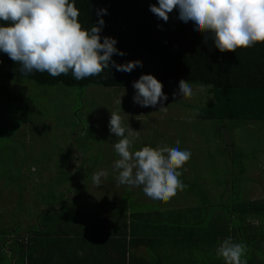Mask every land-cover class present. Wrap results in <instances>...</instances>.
I'll list each match as a JSON object with an SVG mask.
<instances>
[{
  "label": "rangeland",
  "instance_id": "1",
  "mask_svg": "<svg viewBox=\"0 0 264 264\" xmlns=\"http://www.w3.org/2000/svg\"><path fill=\"white\" fill-rule=\"evenodd\" d=\"M0 82L27 95L32 110L27 122L21 117L0 116L2 242L9 238L4 236L5 230H11L13 239L25 235L34 212L36 218L50 213L52 207L46 208L47 201H54L53 196L60 199L55 210H62V217L70 210L63 207L69 205L61 195L70 198V194L78 197L89 193L85 198L88 202L100 197L90 192L96 188L86 182H91L93 173L99 170L117 175L113 164L119 157L113 144L119 138L109 131L111 112H117L124 125L138 131L130 151L146 145L190 150V159L178 169L186 187L178 190L181 195H174L171 202L206 204L215 209L229 207L233 199L240 197L264 199V123L240 125L231 120L199 119L196 108L208 103L210 97L205 87L191 84L194 94L185 98L179 97L178 85L162 84L168 97L163 102L167 111L162 112L159 103L155 107L134 103L133 87L41 86L26 78ZM240 152L244 154L242 167H235L231 157ZM240 223L235 225L241 228ZM242 223L252 231L261 226L264 232V217H247ZM36 224L34 221L32 226ZM251 242L264 250V241ZM249 256L264 261V255H256L250 244L241 259Z\"/></svg>",
  "mask_w": 264,
  "mask_h": 264
},
{
  "label": "clouds",
  "instance_id": "2",
  "mask_svg": "<svg viewBox=\"0 0 264 264\" xmlns=\"http://www.w3.org/2000/svg\"><path fill=\"white\" fill-rule=\"evenodd\" d=\"M149 10L165 22L175 10L179 21L190 24L194 34H205V40L210 39L221 53L264 42V0H157L149 4ZM102 13L106 14L107 9L97 8V20L85 29L78 20L75 0H0V52L18 63L23 75L35 71L58 77L71 72L77 81L101 74L110 64L123 72L142 66L139 59L124 63L112 59L113 54L125 53L116 47L114 37L105 35L101 40ZM132 86L134 103L142 107L159 103V111H167L163 102L168 97L153 74H141ZM178 93L179 97L191 98L192 85L180 80ZM108 127L119 138L113 144L119 157L113 164L117 183L142 186L145 197L156 203L169 201L186 187L178 169L190 159V150L146 145L130 151L138 131L124 125L117 112H111ZM106 176L104 170H99L91 179L100 186ZM244 253L245 245L232 237L223 239L216 250L224 264H247L241 259Z\"/></svg>",
  "mask_w": 264,
  "mask_h": 264
},
{
  "label": "trees",
  "instance_id": "3",
  "mask_svg": "<svg viewBox=\"0 0 264 264\" xmlns=\"http://www.w3.org/2000/svg\"><path fill=\"white\" fill-rule=\"evenodd\" d=\"M156 2L157 0H75V6L80 13L78 20L85 29L90 28L97 20V8L107 9L106 14L102 13L104 25L100 33L101 40L105 35L114 37L117 41L116 47L125 53L113 54V60L124 63L139 59L142 66L123 72L117 71L110 64L101 74L77 81L71 72L58 77L35 71L23 75L19 71L20 65L12 61L6 53L0 52V80L26 78L41 86L62 84L78 88L89 85L119 88L133 87L132 82L141 74L151 73L162 84L178 85L183 79L187 83L205 87L210 97L208 103L196 108L199 119L218 122L231 120L240 125L250 122L264 123V42H257L252 47L238 48L235 52L226 50L221 53L210 39L205 40V34H194L190 24L179 21L175 10L169 13L166 22L157 19L149 10V4ZM31 111L30 98L27 95L11 89L7 82H0V116L21 117L27 122ZM243 157L242 152L234 153L231 157L232 165L242 167L240 161ZM53 198L54 201H47L48 205L60 201L54 196ZM65 201L69 202V206L64 204L63 207L69 208L71 201L68 197ZM228 205L229 207H221L225 209L227 216L225 224L214 220L220 216L209 214L213 209L206 204L197 205L202 210L201 215L196 216L202 222L198 229L206 232L198 237H232L245 247L249 244L256 246L251 240L264 241L261 226L252 231L242 223L247 217H264V199L246 200L240 197L233 199ZM206 218L209 221L205 224ZM237 221L241 222V228L235 225ZM9 231L11 230H5L4 236L11 234ZM37 232L34 230L33 233ZM18 238L23 239L21 236ZM0 242L1 249H4V241ZM254 249L256 255H264L262 247L256 246ZM4 258L5 254H2L0 264H4ZM246 261L247 264H264V261L255 256H249ZM16 264H24V258H17Z\"/></svg>",
  "mask_w": 264,
  "mask_h": 264
},
{
  "label": "crops",
  "instance_id": "4",
  "mask_svg": "<svg viewBox=\"0 0 264 264\" xmlns=\"http://www.w3.org/2000/svg\"><path fill=\"white\" fill-rule=\"evenodd\" d=\"M86 183L100 197L88 202L89 193L70 194L71 205L66 208L70 212L65 217L62 210H55L60 201L50 203L46 207H52L50 213L40 218L34 212L25 235H17L23 239H13L11 233L4 249L0 242V263L5 254L4 264H16L21 257L24 264H224L216 255L223 239L198 237L206 232L198 229L202 222L196 216L202 210L197 205L171 202L174 196L167 202H152L142 186L119 184L116 175L102 177L100 186ZM209 214L219 215L214 220L220 224L227 221L223 208H213ZM34 221L37 227L32 226Z\"/></svg>",
  "mask_w": 264,
  "mask_h": 264
}]
</instances>
